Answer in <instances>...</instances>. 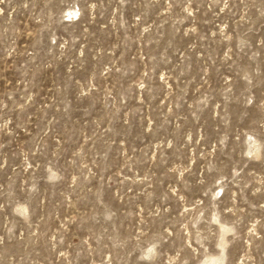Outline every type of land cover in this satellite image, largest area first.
Instances as JSON below:
<instances>
[{
    "label": "rangeland",
    "instance_id": "obj_1",
    "mask_svg": "<svg viewBox=\"0 0 264 264\" xmlns=\"http://www.w3.org/2000/svg\"><path fill=\"white\" fill-rule=\"evenodd\" d=\"M0 264H264V0H0Z\"/></svg>",
    "mask_w": 264,
    "mask_h": 264
}]
</instances>
